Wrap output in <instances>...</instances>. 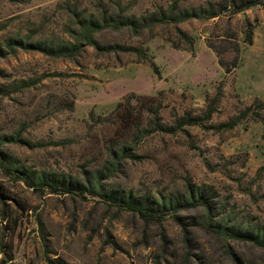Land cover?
I'll return each instance as SVG.
<instances>
[{"label":"rangeland","instance_id":"1","mask_svg":"<svg viewBox=\"0 0 264 264\" xmlns=\"http://www.w3.org/2000/svg\"><path fill=\"white\" fill-rule=\"evenodd\" d=\"M230 1L0 0V244L10 259L264 264V250L250 243L229 241V256L224 241L197 224L200 207L146 223L97 194L23 182L44 175L86 185L100 173L102 189L117 196L210 190L217 219L264 226V6L233 13ZM117 3L136 17L159 7L200 10L178 24L193 49L171 22L138 34L102 30L99 49L82 44L73 57L7 47L75 43L78 16L130 15ZM115 44L142 49L148 62L104 50Z\"/></svg>","mask_w":264,"mask_h":264},{"label":"trees","instance_id":"2","mask_svg":"<svg viewBox=\"0 0 264 264\" xmlns=\"http://www.w3.org/2000/svg\"><path fill=\"white\" fill-rule=\"evenodd\" d=\"M116 6L120 8L121 11L130 14L128 12L129 7L122 8L120 3H117ZM254 6H264V0H231L229 3V7L233 9V13H239ZM200 13V10L197 12L181 11L179 13H175V7L168 9L159 7L156 8L154 12L148 13L147 15L141 17H136L132 14L129 16H124L121 12L115 14L109 13L108 11L103 12L98 18H96L94 15H89L85 18L80 15L76 20L78 30L74 33L75 43H59L54 46H48L46 43L29 45L28 43H23L20 40H8L7 47L13 49V47L22 46L25 49H33L40 52H45L51 56L73 57L79 53L80 49L82 48V44L99 49V46L95 41V35L102 30L111 29L114 31H121L124 28H128L133 33L138 34L144 30L152 31L158 24L171 22L174 24V32L179 37V40L184 41L186 45L193 49V38L182 31L178 27V24L190 18H200ZM207 13L209 14V18H214L219 15V12L213 13L207 11ZM246 43H252L251 30L246 36ZM104 50L109 52L133 53L137 55V57L142 62H148L145 52H143L140 48L120 46L115 44L104 47ZM235 50L236 53L239 52L237 47ZM154 66L155 65L152 63L151 67L153 68L154 72L157 73V69ZM226 71L229 72L230 70H227L226 68ZM219 98L220 93L216 100L218 101ZM118 106L121 107V104ZM250 110L251 108H247L242 116L247 115ZM209 111L211 114H213L216 111V106L213 105L212 107L211 104ZM182 121L185 122V124H189V122L185 119ZM238 122L239 120L236 118V120H232V123H229L227 126L231 129ZM4 139L6 141H14V139L11 137H4ZM0 159H2L1 156ZM15 176L19 180H23L22 175L18 173V171H15ZM101 176L102 174L96 173V176H94L96 181L93 182L91 179H89L86 185H82L77 180L72 178H48L44 175L38 176L37 178L35 177L31 179V181L25 179L23 182L33 187L35 191H43L45 187H48L53 192L56 191L57 188H60L64 193H72L77 191L81 194L84 192L97 194L98 196L109 200L112 204L135 213L146 223H151L155 219L159 220V218H162L167 214H171L173 218L180 220V218L177 217V214L180 211L200 207L203 209V215L196 218L197 224L208 233L222 239L226 245L229 256L232 255L229 247V241L250 243L264 250V226L252 224L237 225L232 223V221L226 216L217 219L219 216H213V212L215 211V203H213L212 197L210 196V190H201L199 188L189 189L184 195L178 194L173 197H165L158 200L151 199L149 197L137 198L132 194L117 196L114 193L111 194L102 189L101 185L99 184ZM8 258L10 257L8 256ZM55 264L64 263L61 260H58V262Z\"/></svg>","mask_w":264,"mask_h":264},{"label":"built area","instance_id":"3","mask_svg":"<svg viewBox=\"0 0 264 264\" xmlns=\"http://www.w3.org/2000/svg\"><path fill=\"white\" fill-rule=\"evenodd\" d=\"M6 226V222H0V227ZM0 264H17L13 259L8 258L4 245L0 244Z\"/></svg>","mask_w":264,"mask_h":264}]
</instances>
